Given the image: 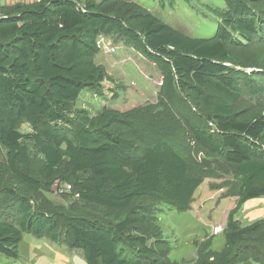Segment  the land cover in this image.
I'll return each instance as SVG.
<instances>
[{"label": "trees", "instance_id": "obj_1", "mask_svg": "<svg viewBox=\"0 0 264 264\" xmlns=\"http://www.w3.org/2000/svg\"><path fill=\"white\" fill-rule=\"evenodd\" d=\"M223 2L211 38L187 37L136 5L135 29L95 0H38L15 4L8 12L0 9V186L8 180L50 193L69 185L63 197L77 196L81 203L109 211L126 210L143 198L178 211L189 208L202 180L169 142L137 149L112 130L114 125L131 127L119 112L63 115L83 91L102 92L106 71L95 63L97 40L115 35L156 66L164 102L175 108L194 144L221 158L225 173L239 184L227 220L228 244L239 246L259 231L262 223L241 226L233 216L247 201L264 198V119L239 120L237 112L242 87L257 95L264 87L236 69L246 66L234 49L249 51L260 40L261 0ZM36 160L42 161L37 173L32 169ZM0 192L17 215L14 220L0 212V254L7 259L19 258L18 246L28 233L81 252L86 264H168L145 236L133 233L143 221L134 210L118 223H103L39 211L11 186ZM7 206L0 202L3 210ZM238 256L229 251L220 264H236ZM195 264L213 263L199 255Z\"/></svg>", "mask_w": 264, "mask_h": 264}, {"label": "rangeland", "instance_id": "obj_2", "mask_svg": "<svg viewBox=\"0 0 264 264\" xmlns=\"http://www.w3.org/2000/svg\"><path fill=\"white\" fill-rule=\"evenodd\" d=\"M38 0H7L3 12L15 4H29ZM106 12L119 17L126 25L136 28L139 23L133 6L142 7L179 33L191 38H211L220 24V13L225 9L223 0H95ZM1 3H5L2 1ZM260 40H255L249 51L235 48L244 71L261 87H264V0L259 4ZM1 10V11H2ZM102 47L116 48L115 53L100 48L97 63L106 66V78L100 94L83 91L78 101L63 108L66 118H74L85 110L90 116L103 111H115L127 115L131 123L114 125L115 134L130 140L137 149L152 146L166 140L189 165L190 173L202 180L186 211L143 198L135 200L126 210L109 211L79 202L77 196L63 197L55 187L50 193L17 187L8 180L0 186H10L26 195L39 211L64 212L68 215L97 219L103 223H118L134 210V217L142 218L136 224V235L147 238L148 245L168 264H195L199 255L213 264H220L229 252L239 253L236 264H264V198L247 201L234 214L233 220L241 226L262 223L259 231L239 246L232 247L225 238L228 215L235 209L239 184L232 173H225V164L219 157H211L191 140L186 127L174 107L164 102L160 87L161 74L155 66L146 62L139 49L115 35L104 34L97 40ZM255 48V50H254ZM132 50V51H131ZM128 53H132L131 56ZM131 59V60H129ZM257 63L258 68L251 66ZM144 64V65H143ZM142 73H141V72ZM239 120L253 117L264 119V93L250 94L242 87L241 102L237 105ZM20 130L27 132L22 125ZM41 160L33 163L37 173ZM61 188V187H60ZM1 193V192H0ZM0 212L10 213L17 219L15 207L4 194L0 195ZM19 258L7 259L0 254V264H86L81 252L68 250L63 243H53L47 238H35L23 233L18 246Z\"/></svg>", "mask_w": 264, "mask_h": 264}, {"label": "built area", "instance_id": "obj_3", "mask_svg": "<svg viewBox=\"0 0 264 264\" xmlns=\"http://www.w3.org/2000/svg\"><path fill=\"white\" fill-rule=\"evenodd\" d=\"M97 46L99 47V49L101 48L102 51H107V52H111V53H115L116 52V48H112L110 46L102 47V45H100V43L98 41H97ZM70 190H71V187L69 185H64L58 191L60 193H69Z\"/></svg>", "mask_w": 264, "mask_h": 264}, {"label": "crops", "instance_id": "obj_4", "mask_svg": "<svg viewBox=\"0 0 264 264\" xmlns=\"http://www.w3.org/2000/svg\"><path fill=\"white\" fill-rule=\"evenodd\" d=\"M2 1H4L5 3L3 4V3H1ZM7 0H0V8H2L3 7V5H7ZM8 6V5H7ZM132 51V50H131ZM100 52V51H99ZM128 54H130V56H131V54L132 53H128ZM99 53H98V55H97V57H96V59H95V63L96 64H98V65H102L104 68H105V71H106V66L104 65V64H99V63H97V60H98V58H99ZM129 60H131V59H129ZM143 61H144V64L146 65V62L147 63H149L151 66H155L152 62H150V61H148L146 58H144L143 59ZM143 64V65H144ZM156 67V66H155ZM141 72V71H140ZM142 73V72H141ZM161 85H162V77H161Z\"/></svg>", "mask_w": 264, "mask_h": 264}]
</instances>
